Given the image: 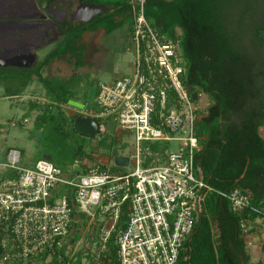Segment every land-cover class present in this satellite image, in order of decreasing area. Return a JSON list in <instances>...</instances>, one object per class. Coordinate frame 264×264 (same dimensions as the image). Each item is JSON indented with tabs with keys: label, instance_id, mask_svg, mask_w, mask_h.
<instances>
[{
	"label": "built area",
	"instance_id": "obj_1",
	"mask_svg": "<svg viewBox=\"0 0 264 264\" xmlns=\"http://www.w3.org/2000/svg\"><path fill=\"white\" fill-rule=\"evenodd\" d=\"M145 5L129 0L132 72L99 83L93 106L79 114L94 121L98 133L110 121L119 138L132 137L128 165L116 167L132 170L113 171L100 161L62 171L45 159L25 168L20 153L8 151L0 160V264H36L46 249L61 250L81 213L106 225L101 248L114 233L118 264H179L204 197L213 191L196 176L194 163L207 104L195 91L193 100L183 85L180 32L167 38L147 21ZM217 193L233 214L250 210L264 221V211L252 208L241 189ZM123 212L126 221L119 225ZM246 224L241 219L244 234Z\"/></svg>",
	"mask_w": 264,
	"mask_h": 264
},
{
	"label": "trees",
	"instance_id": "obj_2",
	"mask_svg": "<svg viewBox=\"0 0 264 264\" xmlns=\"http://www.w3.org/2000/svg\"><path fill=\"white\" fill-rule=\"evenodd\" d=\"M83 2L110 10L89 23L62 28L61 40L32 70L0 69L4 97L21 94L32 78L51 97L52 103L32 106L41 110L33 132L62 133L65 124L72 126L73 122L60 107L68 106L71 100L69 88L56 93L42 78L43 68L68 56L74 60L76 74L83 64L80 41L86 32L103 30L108 35L123 24L118 20L122 16L129 19L131 28L129 0ZM260 5V0H146L145 16L153 27L170 39L180 32L183 85L209 100L197 124L199 145L194 163L196 176L213 191L204 197L202 216L184 244L179 264H248L240 221L258 217L250 210L242 216L233 214L228 201L217 192L239 188L247 194L252 208L264 211V56L258 50L264 46V24L258 20L263 18L264 8ZM124 212L119 225L126 221ZM94 224L93 229L100 232L103 224ZM77 238V234L69 236L61 250L46 249L36 264H45L48 257L51 259L46 264H81L83 252L73 258L64 255ZM96 243L101 247L99 238ZM1 254L0 248V261ZM86 257L88 264H118L114 233L97 258Z\"/></svg>",
	"mask_w": 264,
	"mask_h": 264
},
{
	"label": "rangeland",
	"instance_id": "obj_3",
	"mask_svg": "<svg viewBox=\"0 0 264 264\" xmlns=\"http://www.w3.org/2000/svg\"><path fill=\"white\" fill-rule=\"evenodd\" d=\"M260 4L264 8V0H260ZM258 20L264 24V14L263 18L260 17ZM129 22V19L125 18V23L112 35L103 37L102 43L107 48V52L99 53L93 57V61L90 62L91 68L85 65L76 75L69 77L68 75L73 70V65H68V67H63L64 73L67 75L64 78L47 77L52 73V67L49 71L47 70V73L44 72L42 74L47 79L48 85L54 87L56 93L64 87L74 89L80 100L85 103V110L77 109L79 114L84 115V112L93 106L92 100L87 96V88L95 86L97 83L111 82L115 76L129 75L132 72V67H130L131 64L129 63L132 60V54L126 51V34ZM258 50L264 56V46L259 47ZM44 54L40 53L39 56L41 57ZM69 60H71V64L74 61L70 58ZM40 85L42 84L38 81L33 83V89L38 98H40V94L43 91V86ZM1 91L0 160H5L2 155L5 150L16 149L20 153L19 165L25 168L32 167L38 159L46 154L49 157V162L62 171L84 170L98 165L100 161L101 164L108 163L106 168L113 171L129 172L132 170L131 166L127 169H117L114 166L113 159L115 157H129L132 155L134 148L132 137L119 138L110 121L105 123V132H100L95 136L80 134L70 124H65V129L62 133H41V131L36 133L33 132L34 123L40 116L41 110L39 108H31L25 115L26 119L22 120L23 111H18L11 99L2 98L3 93ZM200 104L202 106L207 104L208 106V98L203 96L200 99ZM63 113L68 118L73 116H69L66 109L63 110ZM12 120H17L16 124L22 121L20 125L13 127L10 125L13 122ZM261 133L264 135V128ZM104 226L106 225L103 224ZM93 227H95V224L91 221V218L86 213H81L74 221L70 233V237L73 238L77 234L78 238L73 244H69L64 255L73 258L78 252H83L81 264L89 263L86 256L91 259L97 258V254L102 248L96 243L100 233L96 232ZM50 259L51 257L46 258L44 263H48Z\"/></svg>",
	"mask_w": 264,
	"mask_h": 264
},
{
	"label": "flooded vegetation",
	"instance_id": "obj_4",
	"mask_svg": "<svg viewBox=\"0 0 264 264\" xmlns=\"http://www.w3.org/2000/svg\"><path fill=\"white\" fill-rule=\"evenodd\" d=\"M78 7V0H0V54L4 56L0 63L15 62L12 57L19 54L37 55L51 46L62 28L78 25L73 20ZM23 18H34L36 22L16 30L13 21ZM61 63L64 68L71 65ZM70 73H75L74 66Z\"/></svg>",
	"mask_w": 264,
	"mask_h": 264
},
{
	"label": "crops",
	"instance_id": "obj_5",
	"mask_svg": "<svg viewBox=\"0 0 264 264\" xmlns=\"http://www.w3.org/2000/svg\"><path fill=\"white\" fill-rule=\"evenodd\" d=\"M118 20L120 22L122 21L123 24L125 23V17L124 16L119 17ZM115 31H113L112 33H114ZM112 33H110L108 35H112ZM106 35L107 34H105V32L103 30H97V31L87 32L82 36V40L80 41V45L83 46V48H84V58H83L82 67L85 65H88L89 68H91L92 65L90 62L93 61L92 58L95 57L99 53H106L107 52V48L104 47V45L102 43L103 37ZM129 39H130V22L128 24L127 34H126V51H127V53H130L128 50ZM60 40H61V37L59 34L56 37V39L52 41L54 43L51 46L46 47V49H44L42 52H40V53H45L43 56L40 57L39 56L40 53H37L36 62L34 64V66L38 62H41L42 60H44L45 57L47 56V54L50 53L55 48V46L57 45V43ZM61 61H66L68 63L71 62V60H69L68 57L62 58V59L61 58L60 59H58V58L54 59L53 61H51L52 62V65H51L52 66V70H51L52 73H50L49 76H47V77H56V78L62 77V78H64L65 76H67L66 73H64V69H63L64 65H63V63H61ZM129 63L131 64L130 67H132V60ZM71 65L74 66V61L72 62ZM34 66L31 67L30 69H19V68H14V67L3 68L2 65L0 64V69H3V70L9 69L13 72H20V71L32 70L34 68ZM49 69H51V67L47 66V67L43 68V70L41 71V76L44 72L47 73L49 71ZM74 75H76V74L70 73V75H68V76L72 77ZM122 76H125V75H122ZM119 77H121V76H115L111 82H113L115 79H117ZM42 78H45V77L42 76ZM36 81L37 80L35 78H32V80L24 88V90L21 94L10 95L8 97H4V88L0 86V90H2L1 92L3 93L2 98L11 99L13 101V105L17 108V110L23 111L22 118H21L22 120L26 119L25 115L28 113V111L32 108V106L35 103H39L41 105L52 103L51 97H49L48 92L44 87H42L43 91L40 94L41 95L40 98H38V96L36 97V94H35L34 89H33V83H35ZM108 83H110V82H108ZM97 85H98V83L95 86H90L89 88H87V96L89 99L92 100V104H93L94 98L97 94ZM40 86H42V85H40ZM69 94L72 96L71 100L76 101V102L83 104L85 106V103H83L82 100H80L78 94L75 93L74 89H69ZM60 107L63 110L66 109L69 116H72V115L74 116V117L72 116L71 118L69 117V119L73 120L77 115H79L77 109H75L69 105L68 106H66V105L60 106ZM16 122H17V120L11 122L10 125L13 127H14V125H20V122L18 124H16ZM261 134L263 135V133H261ZM10 150L17 151L16 149L5 150L2 154L3 157H5L6 154L8 153V151H10ZM246 226H247V232L244 235H245V241H246L245 250H246V254L248 256V264H263L264 263V221L257 218V219L252 220V221H247Z\"/></svg>",
	"mask_w": 264,
	"mask_h": 264
},
{
	"label": "water",
	"instance_id": "obj_6",
	"mask_svg": "<svg viewBox=\"0 0 264 264\" xmlns=\"http://www.w3.org/2000/svg\"><path fill=\"white\" fill-rule=\"evenodd\" d=\"M79 7L74 13L73 20L77 23H89L91 22L95 17L100 16L110 9L107 8L105 5H95V4H89L84 3L83 0H78ZM36 19L34 18H23V19H17L13 21V25L15 26L16 30H21V28L25 25H28L30 23H35ZM4 56L0 54V59H3ZM15 62L12 63H0L3 68L7 67H14L19 69H30L34 66L36 62V55L34 52L27 53L25 56L16 55L12 57ZM188 92L191 94V98L193 100H196V94L194 93L193 88H188ZM68 105L79 110H84L85 106L83 104H80L76 101L69 100ZM73 129L77 131L80 134L87 135V136H95L98 134V125L92 121L89 120L83 116L77 115L72 122ZM42 159L48 160V156H43ZM114 166L116 167H126L128 165V158L127 157H115L113 159ZM202 212L199 213V218H201Z\"/></svg>",
	"mask_w": 264,
	"mask_h": 264
}]
</instances>
